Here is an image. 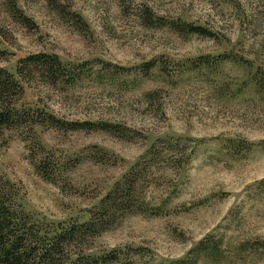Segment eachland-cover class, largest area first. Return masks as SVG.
<instances>
[{"label": "rangeland", "instance_id": "obj_1", "mask_svg": "<svg viewBox=\"0 0 264 264\" xmlns=\"http://www.w3.org/2000/svg\"><path fill=\"white\" fill-rule=\"evenodd\" d=\"M41 54L63 78L26 76L15 108L36 114L0 129V183L33 222H87L168 141L182 164L139 185L152 209L85 253L169 264L205 239L198 264H264V0H0V68ZM46 113L92 126L33 124Z\"/></svg>", "mask_w": 264, "mask_h": 264}, {"label": "trees", "instance_id": "obj_2", "mask_svg": "<svg viewBox=\"0 0 264 264\" xmlns=\"http://www.w3.org/2000/svg\"><path fill=\"white\" fill-rule=\"evenodd\" d=\"M189 31L206 34L198 27H191ZM62 68L56 57L44 54L22 59L16 75L0 68V129L21 126L36 114L35 111L31 115L15 108L16 99L23 92L22 80H26V76L34 78L37 75L51 85H56L63 78ZM260 83L264 89V82ZM147 96L150 100L155 99L152 94ZM32 122L70 131L89 129L92 126L90 123L62 122L48 113L42 119ZM181 152L178 143L155 142L123 180L116 183L101 199L98 209L83 224L35 223L16 204L13 190L6 183H0V264H134L132 261H119L115 254L88 255L85 253L87 247L83 244L125 216L150 211L152 207L149 203L140 200L139 185L151 183L153 168L158 165L180 168L182 161L178 155ZM215 251L216 246L207 244L204 239L184 258L169 264H198L202 254L211 255Z\"/></svg>", "mask_w": 264, "mask_h": 264}]
</instances>
